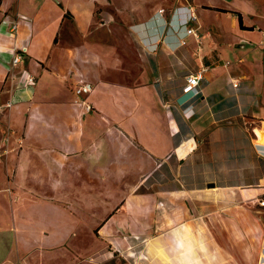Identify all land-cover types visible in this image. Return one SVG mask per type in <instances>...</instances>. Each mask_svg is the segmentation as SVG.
Segmentation results:
<instances>
[{"label": "crops", "instance_id": "crops-1", "mask_svg": "<svg viewBox=\"0 0 264 264\" xmlns=\"http://www.w3.org/2000/svg\"><path fill=\"white\" fill-rule=\"evenodd\" d=\"M88 1L0 0V264H239L235 215L264 181V0L182 3L197 36L152 4L109 28L122 44L66 42Z\"/></svg>", "mask_w": 264, "mask_h": 264}, {"label": "rangeland", "instance_id": "rangeland-1", "mask_svg": "<svg viewBox=\"0 0 264 264\" xmlns=\"http://www.w3.org/2000/svg\"><path fill=\"white\" fill-rule=\"evenodd\" d=\"M86 1V0H83ZM189 0H101V2H93L92 0L86 3L77 4L83 7L84 17L81 22L84 23V29H80L79 21L81 14L77 12V30L75 29V22L72 17H68L73 27L66 31V42L76 43L77 45L91 43L97 39L106 43L122 44V37L120 31H110L109 28L118 30L123 21L125 14L132 15L136 8H144L149 10L152 4H156L165 10V14L169 17L171 11ZM91 12L94 18H91ZM108 30V31H107ZM82 31V32H81ZM123 31H125L123 29ZM128 42H132L131 39ZM99 49V48H98ZM257 127L262 129V123ZM264 174V173H263ZM177 182V181H176ZM173 182L171 179H166L158 184V188L168 187ZM188 183H183L182 186L190 187ZM180 185V184H179ZM253 188H259V192H253L251 186L246 187V194L240 199L239 211L236 212V218L242 221L245 226L244 235L249 238V245L247 244L245 250L243 249L239 264H259L262 240L264 239V207L259 204V201L264 199V181L252 185ZM233 213V212H232ZM227 216L233 218V214L227 211ZM120 263V262H119ZM121 264V263H120Z\"/></svg>", "mask_w": 264, "mask_h": 264}, {"label": "built area", "instance_id": "built-area-1", "mask_svg": "<svg viewBox=\"0 0 264 264\" xmlns=\"http://www.w3.org/2000/svg\"><path fill=\"white\" fill-rule=\"evenodd\" d=\"M181 7H178L176 10L173 11L170 20H166V23L169 24L171 27L182 29L187 28V33H193L197 36L196 32L193 29H188V25L192 22L197 20L196 13L192 10V7H186L187 12H181ZM164 9L160 10L164 12ZM182 22V23H181ZM26 53V48H22L20 51H17L13 57V65H17L24 60V54ZM208 67L203 66L195 73H190L186 76V84L183 88V92L187 95L196 96L199 93V83L204 78L205 73L207 72ZM26 84L33 85L35 84V77L31 74H26ZM233 86H238V81H233ZM92 89V85L90 83H84L80 87L76 89V94L82 95L83 93H89ZM87 110L91 109V105H86ZM259 204L264 207V199L259 201Z\"/></svg>", "mask_w": 264, "mask_h": 264}, {"label": "trees", "instance_id": "trees-1", "mask_svg": "<svg viewBox=\"0 0 264 264\" xmlns=\"http://www.w3.org/2000/svg\"><path fill=\"white\" fill-rule=\"evenodd\" d=\"M189 1H191V0H189ZM217 10H222V9H217ZM222 11H223V10H222ZM70 14H71V13L67 11V13H65V17L70 16ZM236 14H238V16L240 17V19H241V21H242L241 14H240V13H236ZM242 26H243V25H242ZM243 28H247V27H244V26H243Z\"/></svg>", "mask_w": 264, "mask_h": 264}, {"label": "water", "instance_id": "water-1", "mask_svg": "<svg viewBox=\"0 0 264 264\" xmlns=\"http://www.w3.org/2000/svg\"><path fill=\"white\" fill-rule=\"evenodd\" d=\"M209 187H215V184L214 183H210Z\"/></svg>", "mask_w": 264, "mask_h": 264}]
</instances>
